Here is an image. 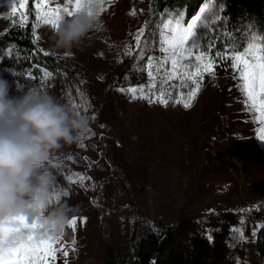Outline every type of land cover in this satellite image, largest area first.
Here are the masks:
<instances>
[{
  "label": "rangeland",
  "instance_id": "1",
  "mask_svg": "<svg viewBox=\"0 0 264 264\" xmlns=\"http://www.w3.org/2000/svg\"><path fill=\"white\" fill-rule=\"evenodd\" d=\"M43 2L34 1V41L43 52L66 58L76 69L78 100L88 105L79 115L88 119L95 133L51 153L45 167L53 180L58 177L56 168L68 173L66 184L52 187L51 198L64 203L69 197H81L103 205L101 212L74 216L75 230L67 227L63 240L53 245L55 259L46 257L47 264H103L109 248L123 252L132 220L162 229L181 212L206 217L226 211L239 218L236 238H243V261L264 264L254 246L258 219L245 215L264 200V140L260 139L264 124L243 103L240 81L234 78L228 58L232 51H226L224 59L212 57L215 75L204 73L190 108L177 103L182 93L175 99L163 96L165 105L154 93L159 76L182 85L191 83L185 72L196 66L193 56L178 59L173 69L169 52L160 50L166 45L158 26L169 14L173 18L178 14L166 13L151 21L148 0H103L99 30L65 54L62 49L52 51L53 25L36 18L37 5ZM214 2L208 0L206 7L204 3V11L197 15L212 17ZM46 3L47 8L63 9L66 0ZM61 16L70 18L63 11ZM27 21V0H0V32ZM196 54H201L199 49ZM131 88H142L146 98H132L127 91Z\"/></svg>",
  "mask_w": 264,
  "mask_h": 264
},
{
  "label": "trees",
  "instance_id": "2",
  "mask_svg": "<svg viewBox=\"0 0 264 264\" xmlns=\"http://www.w3.org/2000/svg\"><path fill=\"white\" fill-rule=\"evenodd\" d=\"M34 1L27 0L26 24L13 25L0 32V81L7 83L11 99L23 98L32 91L48 90L68 107L74 104L80 113L84 103L78 100L81 87L76 83V69L66 58L53 53L45 55L34 41ZM204 3L205 0H148L147 17L154 21L166 13H182L186 26ZM213 9L215 16L209 17L211 22L197 29L201 53L207 50V55L213 57L218 51H226L225 45L244 43L246 46L247 33L264 34V0H215ZM191 88L189 82L182 85L177 79L167 80L161 74L154 93L175 99ZM55 170L58 177L52 187L57 183L66 184L67 171L61 167ZM64 203L71 209L70 217L103 211L101 203L81 197H69ZM245 215L258 219L254 246L259 257L264 258V200ZM250 221L246 220L247 224L254 225ZM239 226L237 214L231 211L206 217L181 212L175 222L162 229L132 220L123 252L109 248L103 264H248L243 261V238H236ZM244 229L248 232L247 227ZM235 239H238L236 243Z\"/></svg>",
  "mask_w": 264,
  "mask_h": 264
},
{
  "label": "clouds",
  "instance_id": "3",
  "mask_svg": "<svg viewBox=\"0 0 264 264\" xmlns=\"http://www.w3.org/2000/svg\"><path fill=\"white\" fill-rule=\"evenodd\" d=\"M101 6V0H81L80 10L54 29L52 51L71 54L90 39L100 28ZM8 93L0 81V225L25 229L33 245L54 244L66 235L71 209L52 201L53 178L45 165L52 152L84 140L89 121L47 92L20 99Z\"/></svg>",
  "mask_w": 264,
  "mask_h": 264
},
{
  "label": "snow or ice",
  "instance_id": "4",
  "mask_svg": "<svg viewBox=\"0 0 264 264\" xmlns=\"http://www.w3.org/2000/svg\"><path fill=\"white\" fill-rule=\"evenodd\" d=\"M207 2L208 0H205V7L207 6ZM69 5H71V11L69 10ZM80 5L81 0H66L63 9H51L47 8L46 0H44L42 4L37 5L38 11L36 18L37 20H43L44 23H50L54 28H57L59 21L63 18L61 11L71 17L80 10ZM101 5L100 11H103V0H101ZM203 11L204 9L202 8L201 12ZM130 14L135 15L134 12ZM213 16H215V13H213ZM183 19L182 13L176 15L174 18L172 14H169L166 22L158 27H162L163 29L161 31V42L163 45H166V47H161L160 50L169 52L173 69L177 68L178 59L195 57L196 66L194 71L188 70L185 72V76L195 87L191 88L186 97L182 94L180 100L177 101V103H183L185 108H190L199 92L200 82L203 79L204 73L214 77L213 64L215 61L211 56L207 55V50L201 54H196L197 50L202 47L196 30L198 27H206L211 20L208 17L202 18L201 15H197L185 26ZM142 35L143 29L140 30L137 36V45H139L140 36ZM262 41H264V34L247 33L246 46L244 43L240 45H225V50L231 49L233 53L228 58L232 60L231 67L234 73H236L234 78H238L240 81L238 87L245 97L243 103L250 111L257 113L259 122L264 124V42ZM237 49L239 50L237 51ZM226 51H218L217 56L220 59H224ZM126 53L131 55V52L127 48ZM140 56H143V52L140 53ZM148 64L151 67L153 61L149 59ZM149 76L152 77L151 72H149ZM197 77H199V80ZM121 91L124 90L122 89ZM127 91L132 94V98H146L142 88L139 90L131 88ZM137 93H139V96H137ZM159 102L165 105L167 104V101L163 98V93L159 97ZM69 107L79 115L74 104H70ZM82 107L87 111L88 105L86 103ZM91 119L94 120L95 117L92 116ZM260 131V139L264 140V128H261ZM89 133L92 135L95 134L92 133L90 128ZM77 176L81 180L84 179L82 174H77ZM56 199H59V195L56 196ZM76 224V218L73 217L69 221L68 226L74 231ZM31 240V236L23 228L0 225V264H41V261L47 264L46 257L51 256L53 260L55 259L56 249L53 247L55 243L37 246L33 245ZM9 241H12L14 246L4 247ZM72 243L75 244V241L73 240ZM64 255L66 256L67 252Z\"/></svg>",
  "mask_w": 264,
  "mask_h": 264
}]
</instances>
